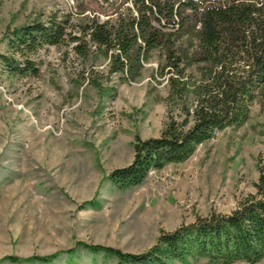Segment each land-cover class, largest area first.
I'll use <instances>...</instances> for the list:
<instances>
[{
    "label": "rangeland",
    "instance_id": "1",
    "mask_svg": "<svg viewBox=\"0 0 264 264\" xmlns=\"http://www.w3.org/2000/svg\"><path fill=\"white\" fill-rule=\"evenodd\" d=\"M78 2L0 0V39L50 14L81 22L90 13H81ZM32 59L37 75L0 77V264H40L7 258L48 255L77 242L139 253L161 232L197 215L229 213L254 192L257 160L264 157V92L241 126L217 132L186 161L118 189L108 174L131 161L136 136H158L166 122L167 88L156 74L160 52L152 51L127 82L117 75L104 80L108 59L96 50L82 60L68 45L45 46ZM91 77L100 80L101 96ZM114 263L103 252L80 248L70 260L60 255L46 264ZM186 264L222 263L199 258ZM231 264H264V258Z\"/></svg>",
    "mask_w": 264,
    "mask_h": 264
},
{
    "label": "trees",
    "instance_id": "2",
    "mask_svg": "<svg viewBox=\"0 0 264 264\" xmlns=\"http://www.w3.org/2000/svg\"><path fill=\"white\" fill-rule=\"evenodd\" d=\"M77 8L90 13L81 22H71L70 14H50L8 30L0 39L7 51L0 52V77L37 75L32 55L45 46L68 45L82 60L101 52L108 59L104 80L117 75L127 82L139 75L152 51H159L163 64L156 74L167 88L166 122L158 136H136L131 161L108 174L118 189L186 161L217 132L241 126L264 92V0H79ZM89 83L103 94L99 79ZM257 171L254 192L229 213L197 215L161 232L142 252L77 242L48 255L7 259L46 264L60 255L70 260L81 248L103 252L114 264H186L199 258L256 263L264 258V157L258 158Z\"/></svg>",
    "mask_w": 264,
    "mask_h": 264
}]
</instances>
